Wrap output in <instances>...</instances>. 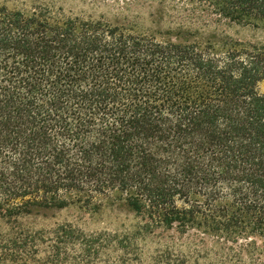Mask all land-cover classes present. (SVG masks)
<instances>
[{"label": "trees", "instance_id": "obj_1", "mask_svg": "<svg viewBox=\"0 0 264 264\" xmlns=\"http://www.w3.org/2000/svg\"><path fill=\"white\" fill-rule=\"evenodd\" d=\"M148 1L145 29L0 4V264H145L137 243L172 231L226 256L264 240V42L231 33L264 29V0ZM70 209L135 224H24Z\"/></svg>", "mask_w": 264, "mask_h": 264}, {"label": "rangeland", "instance_id": "obj_2", "mask_svg": "<svg viewBox=\"0 0 264 264\" xmlns=\"http://www.w3.org/2000/svg\"><path fill=\"white\" fill-rule=\"evenodd\" d=\"M142 2L136 3L133 0H0V4H5L12 9H30L36 3H43L54 7H63L67 13L94 17L102 15L111 20L135 15L141 17L139 21L145 24L143 26L145 29L149 26L147 7L151 1L142 0ZM231 33L250 41L264 42V29H235ZM260 90L264 93V82L261 83ZM66 222L77 225L86 233H124L135 224L132 216L110 209H104L100 214H90L77 209L64 210L53 214L48 219H26L24 224L30 229L49 231ZM8 230L5 223H0L1 234L9 233ZM230 246L234 250L231 256H226L230 251L221 249L210 238H207L204 244L200 237H195L194 234L181 237L175 231L157 233V235L137 243L140 257L145 264H154L151 258L166 250L186 256L189 264H264L263 239L242 241L237 246ZM41 255L44 254L41 253ZM117 257L118 255L112 250L103 251L101 259L96 264H108L107 260H110V264H117Z\"/></svg>", "mask_w": 264, "mask_h": 264}]
</instances>
